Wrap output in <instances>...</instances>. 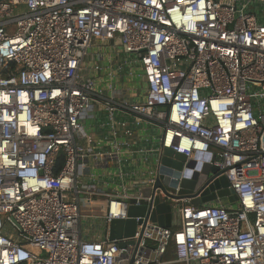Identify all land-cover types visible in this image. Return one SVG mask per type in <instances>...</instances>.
Wrapping results in <instances>:
<instances>
[{
	"label": "built area",
	"instance_id": "1",
	"mask_svg": "<svg viewBox=\"0 0 264 264\" xmlns=\"http://www.w3.org/2000/svg\"><path fill=\"white\" fill-rule=\"evenodd\" d=\"M263 16L264 0H0V264H264ZM95 43L134 54L140 81ZM164 148L210 153L238 203L185 200L136 254L83 237L84 206L126 219Z\"/></svg>",
	"mask_w": 264,
	"mask_h": 264
},
{
	"label": "water",
	"instance_id": "2",
	"mask_svg": "<svg viewBox=\"0 0 264 264\" xmlns=\"http://www.w3.org/2000/svg\"><path fill=\"white\" fill-rule=\"evenodd\" d=\"M119 43V42H117ZM166 110V107H161ZM160 165L153 188H141L140 200L130 199L127 218H113L107 222L110 241L124 248L127 244L139 249L142 234L148 222L162 227H173L178 221V207L188 200L192 205L203 206L223 200L236 204L239 196L218 166L209 163L210 153L197 152L188 160L184 154L164 148L159 155ZM164 195H155L156 190ZM152 196L150 200L147 197ZM172 201L173 203L169 202ZM178 203L177 205L174 204ZM140 218L139 221L136 218ZM139 238H135L138 228ZM124 239H127L125 241Z\"/></svg>",
	"mask_w": 264,
	"mask_h": 264
},
{
	"label": "crops",
	"instance_id": "3",
	"mask_svg": "<svg viewBox=\"0 0 264 264\" xmlns=\"http://www.w3.org/2000/svg\"><path fill=\"white\" fill-rule=\"evenodd\" d=\"M147 156V154H145ZM106 200L96 199L93 207H87V210L84 211L81 223L82 236L88 239H108L106 221L104 219L106 211ZM175 227V226H174ZM171 257L173 253L170 252Z\"/></svg>",
	"mask_w": 264,
	"mask_h": 264
},
{
	"label": "rangeland",
	"instance_id": "4",
	"mask_svg": "<svg viewBox=\"0 0 264 264\" xmlns=\"http://www.w3.org/2000/svg\"><path fill=\"white\" fill-rule=\"evenodd\" d=\"M254 8H257V13L258 15L261 17L263 9L262 7L260 8V6L258 4L253 3ZM264 23V16L261 19ZM95 48H98L99 46H104V45H108V44H98L95 43L94 44ZM107 48H104V50H107V53H109L112 57L111 58V62L113 61V63L118 62V65H122V72H120V74L125 78V80H127V82L130 84L128 85V87H132L133 85L136 84V81H140V79H131V81L129 80L128 76L130 75V71H131V67H130V62L128 63V60H133L135 58V55L132 53H126L124 50H120V48H115L113 45H108L106 46ZM123 90H126V87L123 88ZM105 92H107V90H105ZM82 201L86 204V199L82 198ZM171 203H173L172 201H169ZM175 205H177L178 203H175ZM87 210V207H84V211ZM175 229H177V226H175Z\"/></svg>",
	"mask_w": 264,
	"mask_h": 264
},
{
	"label": "bare ground",
	"instance_id": "5",
	"mask_svg": "<svg viewBox=\"0 0 264 264\" xmlns=\"http://www.w3.org/2000/svg\"><path fill=\"white\" fill-rule=\"evenodd\" d=\"M119 208H118V206H117V204H114V206H113V212L116 214V213H119Z\"/></svg>",
	"mask_w": 264,
	"mask_h": 264
}]
</instances>
